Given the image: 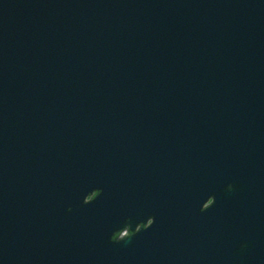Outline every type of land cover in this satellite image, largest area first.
<instances>
[{
	"label": "water",
	"instance_id": "1",
	"mask_svg": "<svg viewBox=\"0 0 264 264\" xmlns=\"http://www.w3.org/2000/svg\"><path fill=\"white\" fill-rule=\"evenodd\" d=\"M0 264H264V0H0Z\"/></svg>",
	"mask_w": 264,
	"mask_h": 264
},
{
	"label": "flooded vegetation",
	"instance_id": "2",
	"mask_svg": "<svg viewBox=\"0 0 264 264\" xmlns=\"http://www.w3.org/2000/svg\"><path fill=\"white\" fill-rule=\"evenodd\" d=\"M97 194V191H93L92 193H90L87 197V201L91 200L95 195ZM211 202V200H209L208 204ZM207 204V205H208ZM206 205V206H207ZM153 211L146 209V210H142L140 212V215L138 216L135 225H134V232L140 230V229H144L147 228L153 221H154V216L152 215ZM130 226L126 225L123 229H121L118 232H115L113 235V238L116 240H120L122 238H125L126 236H128L131 231H130Z\"/></svg>",
	"mask_w": 264,
	"mask_h": 264
}]
</instances>
